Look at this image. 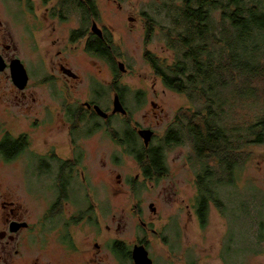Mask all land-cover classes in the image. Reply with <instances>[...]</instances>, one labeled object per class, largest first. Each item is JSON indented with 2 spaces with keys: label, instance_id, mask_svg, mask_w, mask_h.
<instances>
[{
  "label": "rangeland",
  "instance_id": "1",
  "mask_svg": "<svg viewBox=\"0 0 264 264\" xmlns=\"http://www.w3.org/2000/svg\"><path fill=\"white\" fill-rule=\"evenodd\" d=\"M4 1L8 6H16L10 0ZM165 3L166 0H123L122 9H118L117 5L102 0L99 9L103 21L112 24L114 28L115 41L119 44L117 51L122 55L121 61L125 63L126 72H122L118 79V84L126 91L125 105L131 111L133 122L150 126L156 131L155 144L164 147L168 163L167 175L146 184L136 182L134 191L129 181H132L135 175V163L122 148L109 141L105 135L107 130L102 127L100 131L87 138L75 140L74 148L72 143L70 145V137L73 134L71 132L69 139L59 141L57 146L65 153L82 151V159L80 164L71 165L70 168V172L75 176L68 189L70 196L68 204L60 214L49 219L47 217L50 206L46 199L51 194L50 189L53 185L50 184L53 179L51 175H47L45 179L43 175H33L32 167L36 166L32 164L26 168L22 159L9 163L0 161V194L1 191H8L9 198L19 206L26 222L39 225L40 221H44L40 227L34 229L36 244L27 245L17 264H24V259L28 257H38L44 264H116L115 260H112L108 242L115 239L126 241L129 245L134 243L137 235H141L140 217L143 221L152 223L150 228L163 235V238L159 237L160 239L152 246L155 255L160 258L158 260L151 253L154 264H264V246H257L262 250H256L255 246V234L260 228L264 232V144L252 146L250 160L237 172L234 187L239 191L238 197L233 199L229 195L225 197L224 201L228 206L225 205L223 211L212 206L208 221L203 226L197 223L191 206L196 192L195 170L199 168L194 164L196 159L191 146L187 141L178 145H163L165 133L172 126L175 113L181 109L199 108L200 103L191 104L185 94L166 88L145 61L146 52L154 53L166 62L171 61L172 53L166 49L164 31L157 30L152 33V42L145 46L144 27L134 25L131 28L132 24L128 26L122 20V15L135 13L136 8L135 10L152 13L151 15L159 20L158 23L168 25L170 21L166 16ZM154 11L160 13L159 18ZM11 20L25 23L27 17L22 13H16ZM68 24L74 26L75 21L64 23L66 30ZM57 30L60 31V28L57 27ZM93 59L92 63L91 57L87 60L90 66L88 70L101 69L103 75L101 73L100 80L103 83H100L105 86L111 84L109 66ZM27 64L32 66L31 61ZM81 83L79 86L82 91H70L71 99L77 97L81 101L85 100L86 93L91 88V81L84 80ZM50 93L51 91H36V102H29L31 109L27 113L38 115L37 118L42 120L46 116L47 104L52 100L57 103L56 105L63 103L64 91H56L55 98H52ZM153 101L158 104L157 108L152 106ZM101 102L106 104L108 100L103 99ZM259 103L261 104L257 105L254 116L264 115L263 96ZM3 104L14 112L13 115L10 113L8 115L11 120L12 117L18 119L20 115L24 124L31 119L26 114H21L16 102L9 101ZM21 120L20 122L12 120L20 124V132L23 129ZM123 120L111 119V128L121 132L125 127ZM94 122L106 126L101 120L95 119ZM90 124V121H86L83 125ZM84 130L82 129L80 134H83ZM51 134L49 141L56 142L58 139L56 135L63 137L67 135V131L53 130ZM35 145L38 146L37 149H43L41 141L35 142ZM86 174L89 184L84 186L80 178ZM117 174H120L121 182H118ZM240 195L248 202L250 217L244 218V214L239 210ZM151 203L156 207L155 212L150 208ZM2 211L0 205V215ZM82 213L89 218V223H84V227L64 223L66 218L73 222L77 221ZM1 229L0 219V231ZM1 242L0 239V264H16L4 260ZM59 242L68 244L76 252L67 254ZM96 242L103 247L99 253L94 246ZM262 253L263 255H256ZM121 264L130 262L122 261Z\"/></svg>",
  "mask_w": 264,
  "mask_h": 264
},
{
  "label": "flooded vegetation",
  "instance_id": "2",
  "mask_svg": "<svg viewBox=\"0 0 264 264\" xmlns=\"http://www.w3.org/2000/svg\"><path fill=\"white\" fill-rule=\"evenodd\" d=\"M10 1L14 2L16 6H8L4 0H0V161L9 163L22 159L26 168L32 164L36 166V168L32 167L33 175H43L44 179L47 175H51L53 179L50 184L53 185L50 189L51 194L46 199L47 204L50 206L47 218L56 217L68 204L70 200L68 189L72 178L75 176L74 173L70 172V168L71 165L80 164L82 159V151L77 150V153H65L57 146L59 141H67L71 132L73 134L70 137V145L72 143V148H74L75 140L87 138L89 135L100 131L102 127L107 130L105 135L109 141L122 148L124 153L130 156L135 163V175L133 180L129 181L133 185L134 191H136V182L146 184L165 177L168 172L166 154L165 161L164 159L162 161V167L164 165L166 167L163 174L150 172L146 174L144 170L145 159L150 156V152H146V150L154 148V146L160 147V145L155 144L156 131L150 126L133 122L131 111L125 105L124 93L126 91L122 90L120 84H118L120 75L122 72H126L125 63L121 61L122 55L117 51L119 44L115 41L112 24L102 19L99 9L102 0ZM108 1L117 5L116 8L118 9L123 7V0ZM135 9L133 14L127 13L126 17L122 15V20L128 26L132 24L131 28L134 25H142L145 30L144 44L148 46L152 42L153 37L149 38V35L157 30L165 31L168 25L158 23L159 20L154 15H151L152 13ZM16 13L26 15L27 22L11 20V17ZM154 13L159 18L160 13L155 11ZM71 20L75 21V25L70 26L68 24L66 30L64 23H68ZM57 27L60 28V31L57 30ZM41 29L45 30L41 31ZM54 48L56 49L54 50ZM146 53H144L145 61L151 67ZM88 56L91 57L90 63H92L94 58L93 60L103 62L102 65L109 66L112 77L111 84L107 86L101 84L103 83L100 80L102 79L100 77L101 73L103 75L101 69L97 71L88 70L90 67L87 61ZM81 57L82 59L80 60ZM29 61L32 62L31 67L27 64ZM121 64H123V69ZM84 80L91 81V88L87 91L85 100L81 101L77 97L71 99L70 91H82L79 84H82L81 82ZM36 91H51L52 98L56 97V91H64V94H62L64 101L61 105H56L57 103L52 100L46 105V116L44 119L39 120L37 118L38 115L27 113L31 109V103L29 102H36ZM116 97L124 109V113L114 111ZM103 99H107L108 103L103 104L101 102ZM9 101L16 102L21 114L31 117L28 120L29 122L24 124L20 115L18 119L12 117V120L22 121L23 129L21 132L20 124L12 122L10 117H8L9 113L13 115L14 112L9 106L4 105L3 102L7 103ZM151 104L156 108L158 107V104L154 101ZM176 115L175 113L172 126L166 131L164 140H166L167 135L173 131L172 128L177 124ZM113 118L124 119L125 127L121 132L111 128L110 121ZM95 119L101 120L107 127L100 122H94ZM86 121H90L91 124L89 126L83 125ZM82 129L85 130L83 134H80ZM142 129H151L153 131L148 144H145L143 137L140 135V130ZM53 130L67 131V135L61 137V135L57 134L58 139H56V142H50L49 139L52 137L51 132ZM37 141H41L43 149H37L38 146L35 145ZM132 147H134L135 151L144 148L145 152L138 151L139 153L135 155V151H129ZM136 156L142 159L139 161ZM116 178L118 182H121L120 174H117ZM80 180L84 186L89 184L87 174ZM195 188H197V192L198 186L195 185ZM0 205L1 209H3L0 215L2 225L0 239L3 245L1 254H3L6 262L11 261L17 264L20 261L19 258L23 256L27 245L29 243L36 244L34 229L37 226L40 227L44 221H40L39 225L26 222L19 206L9 198L8 191H1ZM151 205L156 210L154 203H151L150 207ZM212 206L213 204H210L208 207L209 211L206 221H208ZM192 212L197 223L203 226L201 217L196 209L192 208ZM88 220V216L82 213L77 221L73 222L70 218H66L64 223L84 227V223H89ZM98 221L97 219L96 223ZM140 223L142 226L141 235H137L134 243L129 245L126 241L115 239L108 242L107 246L112 255V260L114 259L116 264H121L122 261L136 264L133 250L139 246L145 248L148 257L154 264V260L151 257V253L155 255L152 246L155 241L161 237L163 238V235L159 231L150 228L152 223L143 221L141 217ZM263 238L264 233L259 232L256 234V250H262V248H257V246H264ZM59 243L67 254L76 252L68 244ZM94 246L97 253L103 248L100 247L98 242ZM110 254H107V256ZM256 255H263V253ZM156 257L158 260L160 259L158 256ZM220 259L222 260V258ZM24 264L44 263L38 257H28V259H24Z\"/></svg>",
  "mask_w": 264,
  "mask_h": 264
},
{
  "label": "trees",
  "instance_id": "3",
  "mask_svg": "<svg viewBox=\"0 0 264 264\" xmlns=\"http://www.w3.org/2000/svg\"><path fill=\"white\" fill-rule=\"evenodd\" d=\"M164 6L170 24L163 39L172 59L146 56L165 87L200 103L176 112L177 124L163 145L189 142L199 166L191 206L203 225L210 204L223 211L225 197H238L237 172L252 146L264 144V115H253L264 97V0H166ZM148 151L146 174H163L164 147ZM239 202L244 218L250 217L242 195Z\"/></svg>",
  "mask_w": 264,
  "mask_h": 264
},
{
  "label": "water",
  "instance_id": "4",
  "mask_svg": "<svg viewBox=\"0 0 264 264\" xmlns=\"http://www.w3.org/2000/svg\"><path fill=\"white\" fill-rule=\"evenodd\" d=\"M121 68L123 69V64H121ZM114 111H120L122 113L125 112L117 97L114 101ZM99 112L102 113L100 110ZM140 135L143 137L145 144H148L153 135V131L151 129H142L140 130ZM150 208L152 211H155V208L152 205ZM133 257L136 264H152L151 259L148 257L147 251L142 246L134 248Z\"/></svg>",
  "mask_w": 264,
  "mask_h": 264
}]
</instances>
